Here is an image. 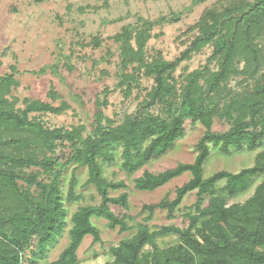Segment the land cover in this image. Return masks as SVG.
Instances as JSON below:
<instances>
[{"label":"trees","instance_id":"16d2710c","mask_svg":"<svg viewBox=\"0 0 264 264\" xmlns=\"http://www.w3.org/2000/svg\"><path fill=\"white\" fill-rule=\"evenodd\" d=\"M207 1L191 0L190 9ZM233 2L211 15L206 11L208 19L174 59L150 57L148 43L158 35L156 25L178 22L181 13L155 20L139 16L122 26L113 36L116 50L100 60L111 63L117 55L115 87L124 105L108 115L112 91L106 87L90 125L49 126L44 114L72 108L54 85L48 96L59 105L13 95L21 84L17 64L0 74V264H42L67 229L69 244L51 264H81L85 238L103 242L94 217L105 219L111 230L133 233L110 246L111 259L98 264H264V0ZM209 46L207 62L186 70L182 64ZM61 67L74 69L71 55L41 72L50 68L62 77ZM180 67L185 71L176 75ZM143 77L152 80L150 86L142 84ZM72 97L85 104L81 95ZM217 120L228 129L217 131ZM189 124L204 128L195 159L150 170L177 147ZM245 152H256L253 165L206 174L214 153ZM82 168L88 172L83 186H93L101 200L69 216L66 202L84 197L78 192ZM186 173L191 177L174 198L145 204L139 222L130 214L127 179L133 178L137 190L152 192ZM250 190L246 200L234 201ZM192 192L196 200L184 208L185 226L150 223L157 209L174 218ZM175 235L173 243H160Z\"/></svg>","mask_w":264,"mask_h":264},{"label":"rangeland","instance_id":"374dc122","mask_svg":"<svg viewBox=\"0 0 264 264\" xmlns=\"http://www.w3.org/2000/svg\"><path fill=\"white\" fill-rule=\"evenodd\" d=\"M242 1L209 0L190 9L191 0H0V60L2 62L0 74L10 72V65L17 64L19 68L17 78L21 84L17 89H13V95L21 99L42 98L59 105L60 100L52 101L48 96L52 84L54 85L62 99L67 100L72 108L59 115L44 114L42 118L49 126L69 127L83 123L90 125L96 111V99L98 96H104L103 90L106 87L112 91L109 95L110 105L105 109L106 113L113 116L114 112L119 111L124 105V97L115 87L119 80L116 75L117 55L112 57L111 63L100 60L108 50H116L117 44L113 36L122 26L137 22L139 16L155 20L163 15L181 13L178 22L156 25L153 33L158 35H154L148 43L150 57L161 55L174 59L188 46L208 19L206 11L211 15V12L220 11L232 2L238 4ZM186 24H191L192 27L183 29ZM4 51L7 53L3 54ZM211 52L212 47H206L182 65L187 66L186 70L198 68L207 62ZM67 55H71L73 70L61 67L62 77L53 74L50 68L47 73L41 72L43 67L60 60L64 62ZM95 61H99L96 66H94ZM103 70L109 73H102ZM184 71L185 68L180 67L176 75ZM142 81L144 86H150L152 83L147 77H143ZM73 94L81 95L85 104L82 105L79 100L74 99ZM228 127L219 120L215 125L217 131H225ZM187 128V135L178 142L177 147L148 166L150 170L158 172L180 162H192L195 159L196 143L202 136L204 128L193 124H189ZM255 154L256 152H245L226 156L214 153L206 166V174L210 175L221 169L237 172L244 166L253 165ZM109 170L111 171V168ZM141 173L138 172L135 176ZM79 177L78 192L84 197L79 202H66L69 216L79 206L96 204L101 200L93 186H83L88 178L86 168L80 169ZM118 177L125 176L120 172ZM190 177V173H186L152 192L137 190L133 178L127 179L129 186L126 190L130 193V214L135 216L138 222L141 221L144 216L141 210L145 204L157 203L165 196L174 198L176 188L187 182ZM64 188L66 191L67 185ZM120 192L121 190L114 192L113 195ZM252 192L253 190H250L234 201H244ZM195 200V192L188 194L182 204V210L177 211L174 218H169L166 210L157 209L150 223L156 226L168 224L185 226L184 208L192 205ZM115 210L117 213L125 212L117 207ZM92 220L101 229L103 242L93 243L91 236L86 237L78 251L81 264H98L111 259L110 246L133 234L111 230L105 219L94 217ZM175 240L176 235L168 236L161 239L160 243L167 245ZM69 241L67 229L50 249L47 260L42 264H51L58 259Z\"/></svg>","mask_w":264,"mask_h":264}]
</instances>
